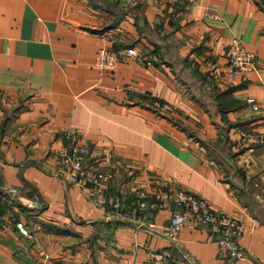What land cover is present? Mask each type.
Here are the masks:
<instances>
[{
  "label": "crops",
  "instance_id": "0c3cea01",
  "mask_svg": "<svg viewBox=\"0 0 264 264\" xmlns=\"http://www.w3.org/2000/svg\"><path fill=\"white\" fill-rule=\"evenodd\" d=\"M234 37L256 65L231 79ZM102 44L120 50L113 70L95 63ZM68 133L109 173L108 198L165 206L139 222L94 203L67 178ZM177 188L243 222L241 257L218 255L208 223L163 231ZM155 249L169 264H264V0H0V264H159Z\"/></svg>",
  "mask_w": 264,
  "mask_h": 264
},
{
  "label": "built area",
  "instance_id": "2783aa9c",
  "mask_svg": "<svg viewBox=\"0 0 264 264\" xmlns=\"http://www.w3.org/2000/svg\"><path fill=\"white\" fill-rule=\"evenodd\" d=\"M216 17L217 15L214 14ZM140 63H151L143 53L136 51L135 47H127ZM227 73L231 79L237 77L238 72L245 67L256 65L255 53L236 37L232 38L225 48ZM95 63L101 69L113 70L121 59L120 50L107 44L98 47L95 53ZM127 88L143 91V88L129 84ZM247 101L253 109H258L259 104L254 95H247ZM72 139L70 149L63 148L60 152L61 159L66 165L69 181H82L87 185L90 199L102 206H110L115 216L144 222L152 208L165 206L166 200L156 195L150 196L143 190H137L133 202L129 207L123 208L120 197L108 198L106 180L109 173L96 169L84 162V155L88 147L80 138L68 133ZM15 189V188H12ZM171 213L168 221L163 226V231L170 237H176L184 225L195 226L198 223H208L216 230L217 253L221 257H241L239 237L244 230L243 222L236 216L216 208L203 195L189 189L177 188L169 196ZM17 227L23 232L28 230L21 220L16 221ZM149 225H152L150 222ZM150 256L159 264H169V253L165 250H152Z\"/></svg>",
  "mask_w": 264,
  "mask_h": 264
},
{
  "label": "trees",
  "instance_id": "16d2710c",
  "mask_svg": "<svg viewBox=\"0 0 264 264\" xmlns=\"http://www.w3.org/2000/svg\"><path fill=\"white\" fill-rule=\"evenodd\" d=\"M155 48H159V46H157L156 44H155ZM218 153H219V151L218 150H216Z\"/></svg>",
  "mask_w": 264,
  "mask_h": 264
}]
</instances>
